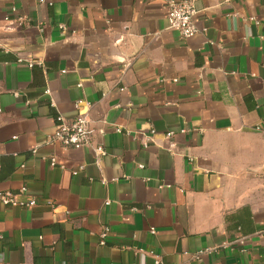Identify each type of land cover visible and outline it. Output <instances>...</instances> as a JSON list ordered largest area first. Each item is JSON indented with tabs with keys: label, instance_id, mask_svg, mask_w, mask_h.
<instances>
[{
	"label": "crops",
	"instance_id": "0c3cea01",
	"mask_svg": "<svg viewBox=\"0 0 264 264\" xmlns=\"http://www.w3.org/2000/svg\"><path fill=\"white\" fill-rule=\"evenodd\" d=\"M166 1L0 0V264H264V0Z\"/></svg>",
	"mask_w": 264,
	"mask_h": 264
},
{
	"label": "built area",
	"instance_id": "2783aa9c",
	"mask_svg": "<svg viewBox=\"0 0 264 264\" xmlns=\"http://www.w3.org/2000/svg\"><path fill=\"white\" fill-rule=\"evenodd\" d=\"M11 12H15L12 8ZM196 14V10L193 4V0H167L166 1V20L167 28L175 31L181 39H188L199 32L196 28L193 19ZM21 21V19L19 20ZM87 103L77 102L75 107L78 112L74 119L71 121H62L57 119V124L54 127L53 133L47 138L49 143H55L61 146L63 149H79L81 147L90 144V138L92 135L91 121L87 115V112L82 110ZM118 131V130H117ZM181 132H184L182 130ZM172 133L165 134V138L172 137ZM97 155H105V151L102 147H95ZM49 165L54 167L56 162L54 158L49 159ZM77 171H73L72 174L76 175ZM25 193V188L19 189L17 192L0 191V203L7 207H32L36 201L29 199L22 201L19 199ZM151 234H154L153 229L150 230ZM108 234L107 229H103L100 233V245H104L105 238ZM229 245L224 244L223 247ZM213 250H205L199 252L196 258L204 253H209ZM154 264H160L159 258L155 257Z\"/></svg>",
	"mask_w": 264,
	"mask_h": 264
}]
</instances>
